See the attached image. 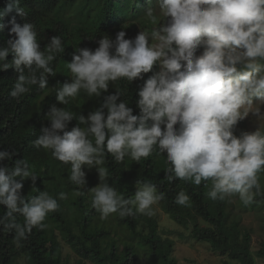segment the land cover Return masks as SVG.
<instances>
[{
	"label": "clouds",
	"instance_id": "clouds-1",
	"mask_svg": "<svg viewBox=\"0 0 264 264\" xmlns=\"http://www.w3.org/2000/svg\"><path fill=\"white\" fill-rule=\"evenodd\" d=\"M11 13L10 38L0 47V71L12 68L16 73L9 95L18 99L34 86L48 88V78L56 76L53 62L65 47L55 35L42 48L35 24L16 22V16L27 15L20 0H10L0 18ZM144 16L151 31L126 39L121 30L114 39L102 35L94 50L76 47L71 62L64 63L69 81L55 95L59 105L69 104L81 91L98 98L111 82L130 84L151 72L137 93L139 114H133L120 91L103 96L86 117L52 105L43 116L49 123L32 145L70 165L68 179L76 186L72 194L90 193L101 219L113 214L151 217L153 206L164 199L155 183L141 179L133 196L125 198L102 167L109 154L116 162L126 156L139 162L156 151L166 157L164 179L169 183L205 182L212 201L236 197L243 205L253 203L262 194L264 127L238 136L235 129L250 115L264 120V0H157ZM9 55L11 63L6 62ZM154 66L159 70L153 71ZM73 119L77 126L67 130ZM14 155L0 150V162ZM93 168L99 183L84 191L85 169ZM38 177L24 158L11 167L0 163V206L6 209L0 232L14 233L18 247L33 229H46L48 214L68 199L66 192L54 197L35 187L36 195H22L23 182L35 185ZM173 202L190 206V196L181 190Z\"/></svg>",
	"mask_w": 264,
	"mask_h": 264
},
{
	"label": "trees",
	"instance_id": "trees-1",
	"mask_svg": "<svg viewBox=\"0 0 264 264\" xmlns=\"http://www.w3.org/2000/svg\"><path fill=\"white\" fill-rule=\"evenodd\" d=\"M143 0H83L80 11L84 14L77 24L70 28L66 20L60 16L61 11L73 6V0H20L21 7L25 8L27 15L16 16V22L23 24L32 22L36 26L37 39L43 48L50 37L60 36L65 47L64 52L53 62L56 76L48 78V88L40 90L33 87L32 90L16 99L9 95L15 82L16 73L12 68L0 71V150L15 151L11 161L0 162L11 167L15 160L26 159L33 167L34 172L39 176L33 187L43 191L44 182L52 170L60 171L63 185L58 187L55 183L54 197L60 192H74L76 186L68 179L70 176V165L57 161L52 168L51 154L47 150L37 149L32 145L38 135L40 128L47 126L48 121L43 119L44 114L52 105L64 107L70 110L74 116L79 114L85 117L89 112L95 111L103 102V96L112 94L115 91L123 93L122 100L128 101V106L133 109V114L138 115L136 107L138 100L137 93L152 73L143 74V80H136L128 84L124 80L111 82L107 93L101 97H89L81 91L75 99H71L67 105H59L55 99L56 89L66 81L67 68L63 67L68 57L76 47L95 49L98 47L97 40L102 35L115 38L117 32L123 30L127 38H134L141 30L135 22L133 7H139ZM10 0H0V12H3ZM92 13V16H91ZM15 13L0 18V47L6 44L10 38L9 20ZM86 18V19H85ZM13 57L9 55L6 62L11 63ZM63 64V65H62ZM158 67L153 71H158ZM49 91L47 94L46 92ZM43 102L40 99L45 95ZM77 126L73 119L67 130ZM56 160V159H55ZM134 166L126 169L125 159L116 162L109 154L105 157L102 167L109 172V183L125 198H131L132 190H126V185L136 184L138 179L151 181L157 185L158 192L164 193V199L160 200L159 206L165 213L170 214L173 221L180 225L192 223L190 237L197 242H210L220 256H226L229 261H238L240 264H252L253 259L249 252L250 235L244 232L239 236L237 223L232 221L228 224V213L224 201H212L207 197L208 188L205 182L196 186L191 182L176 180L169 183L164 179L166 168V157L158 155L156 151L147 159L135 162ZM88 172L87 169H85ZM94 175L86 173V187L84 191L93 186ZM24 184V182H23ZM210 186V185H209ZM185 191L190 196V206H179L173 201L179 191ZM262 194L257 196L251 204L264 203V187L261 185ZM30 192L29 196L36 195ZM73 196L70 200L76 211L79 212L78 232H74L68 218L61 211L60 207L56 212L49 213L46 221L52 222L58 228L63 241L82 260H88L95 264H132L134 260L133 249L125 245L120 252L116 242L104 239L107 232L103 228L92 227L93 218L97 210L92 207L91 196ZM59 202V201H58ZM60 204V203H59ZM6 209L0 206V216ZM118 221L148 247L149 254L153 261L160 264H175L170 257L173 242L170 239H163L158 233V224L152 218L142 214H135L130 217L120 218ZM200 218L208 226H200L196 221ZM22 222V217H18ZM142 221L146 227V233L136 232L138 222ZM108 251L105 253V249ZM256 255L264 259V243L257 250ZM25 258L28 264H61L60 243L53 232L48 229H33L28 238L17 246L14 241V233L0 232V264H16L18 259ZM221 264H227L223 262Z\"/></svg>",
	"mask_w": 264,
	"mask_h": 264
},
{
	"label": "rangeland",
	"instance_id": "rangeland-1",
	"mask_svg": "<svg viewBox=\"0 0 264 264\" xmlns=\"http://www.w3.org/2000/svg\"><path fill=\"white\" fill-rule=\"evenodd\" d=\"M83 0H73V6L70 8H64L60 16L63 17L68 26L72 28L84 14L80 11V5ZM157 0H143L139 7H133L132 13L135 14V22L140 26L141 30L151 31L153 25L151 22L145 19V12L149 8L156 6ZM92 16V13H91ZM86 19V18H85ZM74 52V51H73ZM73 52L68 57L66 62H71ZM199 54V53H198ZM63 63V64H64ZM62 64V65H63ZM66 66L65 64L63 67ZM70 73L67 70L66 78L69 80ZM49 91L46 92V94ZM45 95L42 96L40 102H43ZM264 110V106H262ZM264 127V120H257L253 116L246 117L238 122L235 134L238 136L242 131H254L257 127ZM50 153V151H48ZM51 154V153H50ZM52 168L55 166L57 160L52 156ZM136 161L131 160L129 157H125L126 169L130 170ZM87 174L94 175L93 187L99 183V176L96 169H87ZM87 181V180H86ZM63 179L60 175V171L52 170L50 175L44 182L43 191H48L51 195L55 192V183H58V187L63 183ZM260 184L264 187V173L260 174ZM63 185V184H62ZM126 190H132L135 192V185L128 183ZM86 187V186H85ZM33 184L31 180H25L22 188V195L28 196L32 191ZM89 188V190L91 189ZM88 191V190H87ZM66 192V191H65ZM68 193V199L59 201L60 209L64 215L68 218L73 231L78 232V224L76 219H79V212L73 207L70 200L73 198L72 192ZM89 197L90 193H85ZM84 194V195H85ZM225 209L228 213V224L232 221L237 223L239 236L241 237L244 232H248L250 235L249 252L252 256V264H264V259L259 258L256 255L257 250L264 243V203L243 205L238 198L233 197L225 199ZM154 214L151 216L158 224V233L163 239H170L173 242L172 252L170 257L175 260V264H221L226 262L227 264H240L238 261H229L226 256H220L218 252L213 248L210 242H197L190 237V230L192 223L186 225H180L172 220L170 214L161 210L159 203L153 206ZM200 226H208L200 218L196 221ZM49 232H53L54 236L60 243V261L61 264H95L88 260H82L77 256L73 250L63 241L62 236L55 225L46 221ZM92 227H101L107 232V237L104 239L106 243L109 241H115L118 250L121 252L125 245H130L133 249L134 260L132 264H160L157 261H153L148 251V247L142 243L137 237H135L124 224H121L116 215L113 214L107 219H101L100 213L97 211L96 216L93 218ZM136 232L140 234L146 233L145 224L142 221L138 222ZM108 248L105 249V253ZM16 264H28L25 258L18 259Z\"/></svg>",
	"mask_w": 264,
	"mask_h": 264
}]
</instances>
